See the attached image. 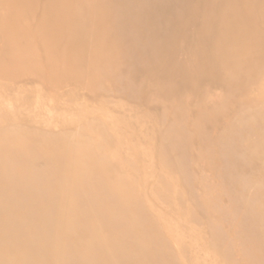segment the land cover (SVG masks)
<instances>
[{
	"label": "rangeland",
	"instance_id": "374dc122",
	"mask_svg": "<svg viewBox=\"0 0 264 264\" xmlns=\"http://www.w3.org/2000/svg\"><path fill=\"white\" fill-rule=\"evenodd\" d=\"M15 4L0 264H264V0Z\"/></svg>",
	"mask_w": 264,
	"mask_h": 264
},
{
	"label": "bare ground",
	"instance_id": "6f19581e",
	"mask_svg": "<svg viewBox=\"0 0 264 264\" xmlns=\"http://www.w3.org/2000/svg\"><path fill=\"white\" fill-rule=\"evenodd\" d=\"M14 0H2V4H1V6H2V12H1V20H0V23L1 24H3V25H5L6 27H8L9 29H11L12 28V30H13V28H14V22H13V19H16V16H17V14H15L17 11L16 10H18V7L20 6V5H18L17 6V4H15L16 2H17V0H15V2H13ZM22 2H23V0H21ZM58 1H60V0H58ZM62 1V0H61ZM66 1H68V0H66ZM67 4V3H66ZM88 7V6H87ZM18 13V12H17ZM33 13V12H32ZM32 13H30V17L34 14H32ZM104 14V13H103ZM18 17H19V15H18ZM26 20V19H25ZM103 20V19H102ZM109 22V21H108ZM25 23V22H24ZM254 24V23H253ZM248 28V27H247ZM60 32V31H59ZM239 39V38H238ZM223 47V46H222ZM72 52V51H71ZM70 55V54H69ZM64 55V66H68V65H70V63H71V61H72V58H74L72 55ZM63 59V58H62ZM65 70V69H64ZM31 183L33 184V182L31 181ZM29 184V183H28ZM100 184V183H99ZM101 186V185H100ZM34 187H35V185H34ZM38 194V193H37ZM111 199V198H110ZM117 203V202H116ZM103 207H105V205H103ZM10 208V207H9ZM36 208H38L37 206H36ZM99 208H101V206L99 207ZM98 209V208H97ZM102 209H104V208H101L99 211H101ZM37 210V209H36ZM35 210V211H36ZM94 211H97L98 212V210H96V209H94ZM102 212V211H101ZM96 213V212H95ZM99 214H100V212H98ZM98 213H96V214H98ZM35 214H37V213H35ZM44 221V220H43ZM35 223V222H34ZM33 223V224H34ZM37 225V223H35V226ZM31 226V225H30ZM121 235V234H120ZM117 236V235H116ZM114 239V238H113ZM119 239V238H118ZM118 239L116 240V241H118ZM120 239H122V238H120ZM128 241V240H127ZM127 241H125V242H127ZM110 244H111V242H110ZM127 244H129V243H127ZM123 245H124V243H123ZM127 246H129V245H127ZM121 248V247H120ZM126 249L127 247H125V245L123 246V248L121 249L122 251H123V249ZM130 248V247H129ZM125 249H124V251H125ZM127 250V249H126ZM130 250H132V249H130ZM136 250H138L137 248H136ZM106 251V250H105ZM132 252H133V250H132ZM135 252V251H134ZM25 253V252H24ZM24 253H19L18 254V256L19 255H21V254H24ZM105 253V252H104ZM123 253V252H122ZM126 253V252H125ZM124 253V254H125ZM16 254V253H15ZM118 254V253H117ZM113 256H115L114 258L116 259V261H117V258H116V256L117 255H115V254H112ZM17 256V255H16ZM104 256V255H103ZM91 257V256H90ZM133 257V256H132ZM132 257H130L131 259H134V258H132ZM113 258V259H114ZM118 258H119V256H118ZM115 259H114V261H115ZM121 259V258H120ZM92 261V260H91ZM83 262V261H82ZM119 262V261H118ZM131 262V261H130ZM126 263V262H125ZM116 264H117V262H116Z\"/></svg>",
	"mask_w": 264,
	"mask_h": 264
}]
</instances>
